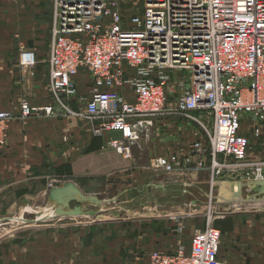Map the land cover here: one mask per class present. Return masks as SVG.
<instances>
[{"label": "built area", "instance_id": "1", "mask_svg": "<svg viewBox=\"0 0 264 264\" xmlns=\"http://www.w3.org/2000/svg\"><path fill=\"white\" fill-rule=\"evenodd\" d=\"M140 1L141 9L129 14L126 0L53 1L47 67L54 101L23 100L16 114L0 109V149L9 121L60 111L88 118L95 134L117 131L109 145L128 156L148 118L203 112L212 127L208 147L193 143L198 159L159 155L147 168L185 176L203 170L209 183L264 179V159L249 154L255 144L264 146V0ZM17 59L21 70L37 63L26 47ZM180 70L186 76L169 108L166 85ZM80 72L90 74L92 86L83 110L75 111ZM212 221L190 235L188 251H152L147 264H227L218 256L221 232Z\"/></svg>", "mask_w": 264, "mask_h": 264}, {"label": "crops", "instance_id": "2", "mask_svg": "<svg viewBox=\"0 0 264 264\" xmlns=\"http://www.w3.org/2000/svg\"><path fill=\"white\" fill-rule=\"evenodd\" d=\"M53 1L0 0L1 110L18 113L23 99L32 105L51 102L46 58ZM21 47L35 51L37 65L33 69L18 68ZM74 82L79 102L72 106L75 111H82L91 90V76L80 72ZM158 122L167 127V122ZM94 124L84 116H67L60 111L50 117L13 120L7 128L6 144L0 150V212L8 210L10 202L19 203L27 198V188L44 178L58 183L71 180L84 193L94 194L100 189L101 193L113 191L117 196H125L133 189L149 191L151 187L164 196L182 187L196 198L193 191L202 194L208 190L207 174L180 175L175 178L179 181L170 182L167 178L163 181L165 175L154 176L147 168L152 157L182 147L184 134H180L179 127L171 137L163 126L150 124V137L132 145L127 156L109 145V140L119 137L117 131L95 134ZM198 185L203 187L202 192L196 189ZM169 219L133 222L131 235L122 238L126 240L124 248L128 249L121 253L117 248L110 257L105 252L98 253L101 264H147V255L152 251L174 253L179 248L188 251L189 241L184 243L180 229L170 228L175 223ZM215 220L218 223L215 227L221 232L218 255L221 260L227 264H264V213L229 211L227 217ZM52 231L48 236H35L32 243L24 246L0 244V264H74L73 234L58 236Z\"/></svg>", "mask_w": 264, "mask_h": 264}, {"label": "rangeland", "instance_id": "3", "mask_svg": "<svg viewBox=\"0 0 264 264\" xmlns=\"http://www.w3.org/2000/svg\"><path fill=\"white\" fill-rule=\"evenodd\" d=\"M125 3L126 7L124 8V12L127 14L138 12L141 9L140 0H126ZM36 65L34 67H36ZM173 72L174 73H171L170 79L166 85V92L169 98V108L173 105L176 93L175 91L178 90V82L186 76V73H184L183 70ZM23 100L30 103L27 99ZM85 100L86 99H83L82 101L85 102ZM53 101L54 97L51 94V102L45 104H51ZM78 102L79 101L75 103ZM31 118L28 117L25 119ZM148 119L151 120L152 126L159 125L164 127L165 123H157V121L167 122V127H164L163 130H169L171 137L175 133L173 131L178 129V127L180 128V134H184L183 137H181L183 145L182 147L179 146V149L175 148L174 150L176 151L172 150L174 152L171 153H177L182 157L191 156L193 160H197L198 157L192 153L193 143L200 140L203 141L206 147H208L207 131L211 130L212 118L207 113L192 112L184 115L166 112ZM12 121L13 120L9 121L8 126ZM149 127L150 124L148 127L145 125L142 127L141 137L139 139L140 141L144 140L146 137H150L151 128ZM262 138L264 139V135ZM249 154L252 158L264 159V146L258 147L255 144V146L251 147ZM205 158L206 160H209L207 156H205ZM34 171L37 173L39 172V169L35 168ZM151 171L154 173V176L157 175L162 177V175H165L163 181L166 178L169 179L170 182L179 181L175 180V178L180 176V173ZM199 174L208 173L202 170L199 171ZM234 180L246 181L247 179L237 178ZM41 181L36 180L35 184H32L30 188H27L29 189L26 194L27 198L19 203L17 202L13 204L10 202L11 206L9 209L3 211L2 213L0 212V220L4 218L8 219L0 222V244L8 246H22L23 244L27 245V243H32L35 236L37 237L41 234L47 236L50 235L51 230H53L52 233L57 232L58 236L60 234L71 232L74 237V264H88V259L90 261L89 264H101V256H99L100 254L98 255V253L101 252L102 254L105 252L107 257H110L117 248H119V252L124 253L128 248H124L126 244L123 242L126 240L122 238L131 235L130 227L135 221H144L147 219L162 221L171 217L169 222L172 221L175 224H173L170 228L180 229L179 236L183 237L184 243L187 244V241H189L188 239H190L188 236H190L196 229L204 228L205 225L211 222V219L213 220L212 223L215 226V219L227 217L229 211H234L235 213H242L243 211L264 213V203L248 205L236 203L226 206L214 205L210 204L207 198H205L203 194H198L197 191H193L196 198L191 197L187 192L190 190L187 188L176 187L174 191L169 193L170 195L168 194L163 196L159 191H156L155 188L151 187L149 191H138L133 189L125 196H117L113 193V191L101 193V190L99 189L98 193L95 192L94 194H97L99 198L104 199L106 203L101 206L97 215L85 214L48 217L51 214V211L42 214L50 207L46 199V193L50 186L55 183L58 184V182L52 181V179L50 180L49 178H44ZM244 193H248V191L244 190ZM114 197H116L115 200L107 202V200ZM191 198L194 200L193 203L190 202V200H192ZM87 209L95 208L87 206ZM19 216H22L21 220L16 219ZM87 229H89L88 235H86ZM88 248L89 251H87ZM95 255L99 257H94Z\"/></svg>", "mask_w": 264, "mask_h": 264}, {"label": "water", "instance_id": "4", "mask_svg": "<svg viewBox=\"0 0 264 264\" xmlns=\"http://www.w3.org/2000/svg\"><path fill=\"white\" fill-rule=\"evenodd\" d=\"M207 191L202 194L214 205L263 204L264 203V180H216L208 184ZM249 191L248 193H244ZM46 199L50 207L45 211H51L48 217L73 216V215H97L101 206L105 203L97 196L84 193L73 181L64 180L49 187ZM116 197L107 200H115ZM92 206L95 209H87ZM21 220L22 216L16 218ZM8 220L1 219L0 222Z\"/></svg>", "mask_w": 264, "mask_h": 264}, {"label": "bare ground", "instance_id": "5", "mask_svg": "<svg viewBox=\"0 0 264 264\" xmlns=\"http://www.w3.org/2000/svg\"><path fill=\"white\" fill-rule=\"evenodd\" d=\"M258 180H264V179H258ZM242 181V180H241ZM243 181H245V180H243ZM247 181V180H246ZM208 184H209V181L207 182ZM196 189H199L200 190V192H202L201 190H203V187L202 186H200V185H198V187L196 188ZM249 192V191H248ZM93 195H95V194H93ZM95 196H97V195H95ZM98 197V196H97ZM99 198V197H98ZM100 200H101V198H99ZM102 200H104V199H102ZM104 202L106 203V201L104 200ZM104 203V204H105ZM236 204V203H235ZM248 205V204H247ZM47 212H50V211H45V212H43L42 214H44V213H47Z\"/></svg>", "mask_w": 264, "mask_h": 264}, {"label": "trees", "instance_id": "6", "mask_svg": "<svg viewBox=\"0 0 264 264\" xmlns=\"http://www.w3.org/2000/svg\"><path fill=\"white\" fill-rule=\"evenodd\" d=\"M229 222H230V221H229ZM215 226H218L217 220H215ZM229 226H230V224H229Z\"/></svg>", "mask_w": 264, "mask_h": 264}]
</instances>
